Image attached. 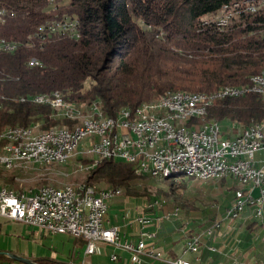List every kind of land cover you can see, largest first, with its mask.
<instances>
[{
  "label": "trees",
  "instance_id": "16d2710c",
  "mask_svg": "<svg viewBox=\"0 0 264 264\" xmlns=\"http://www.w3.org/2000/svg\"><path fill=\"white\" fill-rule=\"evenodd\" d=\"M0 8L6 11L0 40L15 44L11 52L0 50V130L61 124L49 105L32 101L36 95L58 92L69 102H96L105 115L114 116L166 92L243 87L264 70V0H0ZM223 8L231 13L225 23L203 20ZM75 21L77 30H59ZM205 120L242 128L264 121V96L217 99ZM149 177L137 174L133 162L104 159L85 182L123 190L125 197L114 198L122 206L135 202L129 198L137 195V183ZM178 177L189 179L179 174L162 179L173 186ZM253 222H245L248 235ZM168 224L158 234L160 244L168 241ZM195 226L189 227L196 231ZM85 243L72 238L73 249L82 254ZM169 246L161 245L164 251ZM80 256L78 251L68 254L69 261ZM34 260L67 264L45 256ZM9 263L17 262L1 253L0 264Z\"/></svg>",
  "mask_w": 264,
  "mask_h": 264
},
{
  "label": "built area",
  "instance_id": "2783aa9c",
  "mask_svg": "<svg viewBox=\"0 0 264 264\" xmlns=\"http://www.w3.org/2000/svg\"><path fill=\"white\" fill-rule=\"evenodd\" d=\"M59 30H77L76 21ZM93 104V123L84 127L97 125V104ZM164 104L178 106L184 101L175 99ZM111 125L112 135L107 140L83 143L86 152L102 149V158L141 163L156 167L158 171L165 166L194 164L195 172L187 173L189 178L197 177L201 170H223V175H228L232 182L244 183V190L233 189L223 217L196 231L187 227L189 222H179L182 218L180 213H173L163 209L159 203L149 201L143 206L144 210L133 211L130 218L124 214V227H134L131 233L134 238H129L123 228L108 226L105 221L108 203L113 198L107 191L88 196V190L61 195L45 190L42 194L18 196L0 190V218L35 228L43 235L64 234L84 240L82 260L69 264H87L86 257L97 253L102 246L113 248L109 255L111 261L121 260L115 250L127 252L129 264H249L238 259L240 238L236 237L226 249L222 240L221 247H217L214 241L224 236L222 227L229 232L235 230L238 234L241 225L247 221L253 220L259 226L264 224V159L260 157L256 161L255 154L261 151L255 150V145L246 143V136H260L261 142H264V128L238 132V129L214 126L208 131H172V137H165V130H171L170 124L163 127L137 125L125 116V122H116L111 118ZM80 131L81 128H78L69 135L59 133L49 141L40 140L31 146L7 147L0 150V158L19 149H35L38 157L40 153L59 154V151L78 141ZM152 140H159L156 153L145 151V144H150ZM135 149H142L140 160H130V153ZM154 209H160L161 213L149 214ZM164 223L172 225L174 231L180 234L179 253L166 252L157 244ZM187 256L189 259H186Z\"/></svg>",
  "mask_w": 264,
  "mask_h": 264
},
{
  "label": "bare ground",
  "instance_id": "6f19581e",
  "mask_svg": "<svg viewBox=\"0 0 264 264\" xmlns=\"http://www.w3.org/2000/svg\"><path fill=\"white\" fill-rule=\"evenodd\" d=\"M6 11L0 8V24L4 22ZM227 19L220 20L223 24ZM15 49L14 43H9L4 39L0 40V50L11 52ZM31 63L37 64V61ZM255 93L264 96V70L250 77L249 83L243 87H236L233 85L222 86L215 91L205 92H187V91H171L166 92L159 97L143 103L134 110L122 109L114 116H111L116 122H125V116L131 119L132 123L137 125H149L152 127H163L170 124L171 130H165V137H172V131L196 130L208 131L211 127H219L218 121H206L205 115L207 108L217 99L225 97H236L239 95ZM184 101V104L174 106L172 104H164L165 101L175 100ZM32 101L38 104H47L51 108L52 116L61 120V124L52 126L46 130H42L38 123H32L26 127H10L0 131V150H6L7 147L31 146L41 141H49L57 134L69 135L81 128L78 134V141L74 144L68 145L66 150L56 153H40V157L35 155V149H19L10 155L0 158V164L4 166H11L18 162H56L64 163L72 155L77 154L80 159L90 160L91 165L98 163L106 158L103 157L102 149H89L86 152V145L83 143H102L107 140V137L112 135L111 118L105 115L100 105L96 102H80L73 103L66 101L58 92H53L50 95H36ZM97 104V115L95 116L96 126H85L87 123H93L94 104ZM228 123H231L228 121ZM238 129V132H245L253 130V128H264V121L254 122L246 127L227 126L225 129ZM17 132V135H13ZM247 145H255V150H264V142H261L260 136H246ZM159 147V140H152L150 144H145V151L149 153H156ZM83 153L86 155L81 156ZM142 157V149H135L130 153V160H140ZM135 171L140 175H151L155 177L167 176L172 174H179L187 177V173L195 172L194 164H186L185 167L179 166H165L163 170H156V167L141 165V163H134ZM209 176H228L223 175V170H201L195 178H204ZM237 183L235 190H244V183ZM0 190L6 193H14L18 196H32L34 194H42L43 191L53 193V195H61L64 192H79L88 190V196H95V193L107 191L109 195L112 193L108 190L97 191L93 185L80 182L72 185L54 186L42 185L35 190L16 191L6 187H0ZM119 193V190H113ZM159 203L158 199L152 201ZM173 213H180L179 207H172ZM163 249V247H161ZM164 250V249H163ZM172 251V249H171Z\"/></svg>",
  "mask_w": 264,
  "mask_h": 264
},
{
  "label": "rangeland",
  "instance_id": "374dc122",
  "mask_svg": "<svg viewBox=\"0 0 264 264\" xmlns=\"http://www.w3.org/2000/svg\"><path fill=\"white\" fill-rule=\"evenodd\" d=\"M230 14L229 10L227 11L223 8L216 14L203 17V20L206 22L215 20L220 21L228 19ZM218 122L223 129L228 125L238 126L232 122L228 123V121ZM260 156L264 159V152H257L255 154V160L257 161L260 159ZM79 159L80 156L75 154L62 164L56 162H18L11 164L9 167L0 164V187L10 188L16 191H28L35 190L47 184L60 187L80 182L86 183L85 179L89 170L96 164L91 165L92 162L88 159H83L86 160V162H82L83 160L79 161ZM148 176H150L149 178L151 179H141L139 183H137V195L129 198L135 202H131L130 206L123 205V207H119L114 203L115 197L124 196L123 190H119V193H116L113 191L114 189L110 188L108 185L99 182L94 183L93 187L97 191L108 190L113 196L108 203V211L105 215V220L108 219L111 223L116 221L119 222L122 211H125L123 214H126L125 216L130 218V214L133 210L137 212L141 210L140 207L149 201L152 202L158 199L163 209H170L172 207L180 208L182 211L180 212L182 213V218L179 222H189L187 227L195 223L196 226L199 225L197 230H201L211 224L213 220H220L223 217L225 208L231 199L233 189L237 187V183L232 182L228 176H209L189 179L178 177L175 179V184L173 186H171L170 180L162 179V177L165 176ZM147 211L148 210L145 212ZM157 213H161V210L154 209L150 211L149 214L155 215ZM246 223H249V221ZM246 225H241L242 231L239 236L237 233L236 235H231L234 231L229 232L227 231L228 229L222 227L221 233H223L224 236L217 237L219 239L216 238L214 241L215 245L221 247L222 240L226 249L234 242L232 236L234 238L238 237L241 240V243L238 244L240 249L238 252V259L241 262L248 261L249 264H264V225L259 226L257 223L253 222L251 226L253 230L250 231V228L248 229L250 236L244 231ZM7 227H11V225L8 224ZM30 231L33 233L31 234ZM22 235L23 239L15 237L13 240L8 234L0 235V248L12 247V245H15L18 252L24 251V254L28 257H53L58 261L64 262L70 260L68 254L71 251H73L75 255H77L78 251L79 255H82L80 257H83L80 249H73L72 238L68 235L55 234L39 237L38 231L35 228L27 226L23 227ZM173 236L177 238L180 234L175 233ZM248 236L249 238L251 237V239L244 242L243 239ZM180 246L181 244L179 243L174 248L177 253H179ZM112 251L110 246H102L97 253L86 257L85 262L87 264H129V254L119 249L115 252L121 256V260L111 261L109 255ZM170 252H172L171 249ZM186 259H189V256H187ZM69 263L70 262L67 264ZM9 264L22 263L17 262Z\"/></svg>",
  "mask_w": 264,
  "mask_h": 264
},
{
  "label": "crops",
  "instance_id": "0c3cea01",
  "mask_svg": "<svg viewBox=\"0 0 264 264\" xmlns=\"http://www.w3.org/2000/svg\"><path fill=\"white\" fill-rule=\"evenodd\" d=\"M260 151H262V152H264V150H260ZM261 157V156H260ZM124 205H131V202H129L128 204L126 203V204H124ZM119 207H123V205L122 206H119ZM134 211V210H133ZM125 212V211H124ZM123 211H122V213H121V218H120V220H119V222H114V223H111L108 219H106L105 221L107 222V225L108 226H120L121 228H123V231H125L126 232V234H127V237H129V238H134V236L132 235L131 236V233H133L132 231H133V229L132 228H134V227H127V228H125L124 227V223H125V221H124V219H123V216H124V213ZM8 224H10L11 225V227H7L8 226ZM166 224H168V223H164V225H166ZM24 226H26V225H21V224H19V223H17V222H12V221H9V222H5L4 221V219H2V218H0V235H6V234H8L10 237H12V240L15 238V237H19V238H21V239H23V235H22V229H23V227ZM27 227H29V226H27ZM26 228V227H25ZM168 228H170V230H171V233H170V235L168 236V241H165V242H163V243H161L160 244V242L157 240V244L159 245V246H161V245H165V244H170V246H169V249H172V252H176L175 250H174V248H175V246L177 245V244H179V243H181L180 242V236L179 237H177L176 238V236H173V234H175V233H177V232H175V231H173V227H172V225H170V224H168ZM163 230V226H162V229H161V231ZM27 231H28V229H27ZM160 231V232H161ZM173 231V232H172ZM32 231H30V233H31ZM33 233V232H32ZM31 233V234H32ZM162 241V240H161ZM112 250H113V248H112ZM116 251V250H115ZM0 252H11V253H15V254H20V255H22V256H25V257H28L26 254H24V251H21V252H18L17 251V249H16V247H15V245H12V247H7V248H0ZM166 252H168V251H166ZM28 258H32V259H34V257H28ZM82 260V257H81V259H79V260H77V261H74V263H80V261ZM128 260H129V256H128ZM69 262V260L67 261V263ZM154 264H161V263H154Z\"/></svg>",
  "mask_w": 264,
  "mask_h": 264
},
{
  "label": "water",
  "instance_id": "95a60500",
  "mask_svg": "<svg viewBox=\"0 0 264 264\" xmlns=\"http://www.w3.org/2000/svg\"><path fill=\"white\" fill-rule=\"evenodd\" d=\"M6 254L11 260L22 264H38L34 259L11 252H0Z\"/></svg>",
  "mask_w": 264,
  "mask_h": 264
},
{
  "label": "flooded vegetation",
  "instance_id": "af4514ba",
  "mask_svg": "<svg viewBox=\"0 0 264 264\" xmlns=\"http://www.w3.org/2000/svg\"><path fill=\"white\" fill-rule=\"evenodd\" d=\"M69 262H71V261H69Z\"/></svg>",
  "mask_w": 264,
  "mask_h": 264
}]
</instances>
